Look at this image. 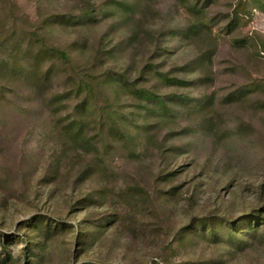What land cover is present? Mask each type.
Returning <instances> with one entry per match:
<instances>
[{
	"label": "rangeland",
	"instance_id": "rangeland-1",
	"mask_svg": "<svg viewBox=\"0 0 264 264\" xmlns=\"http://www.w3.org/2000/svg\"><path fill=\"white\" fill-rule=\"evenodd\" d=\"M0 264H264V0H0Z\"/></svg>",
	"mask_w": 264,
	"mask_h": 264
}]
</instances>
